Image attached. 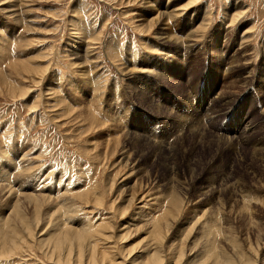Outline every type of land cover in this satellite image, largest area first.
Wrapping results in <instances>:
<instances>
[{"label": "rangeland", "instance_id": "obj_1", "mask_svg": "<svg viewBox=\"0 0 264 264\" xmlns=\"http://www.w3.org/2000/svg\"><path fill=\"white\" fill-rule=\"evenodd\" d=\"M152 254L264 264V0H0V264Z\"/></svg>", "mask_w": 264, "mask_h": 264}, {"label": "bare ground", "instance_id": "obj_2", "mask_svg": "<svg viewBox=\"0 0 264 264\" xmlns=\"http://www.w3.org/2000/svg\"><path fill=\"white\" fill-rule=\"evenodd\" d=\"M200 27H201V26H200ZM75 55H76V54H75ZM238 62H239V61H238ZM238 62H237V63H238ZM232 68H233V67H232ZM42 70H43V69H42ZM228 71L232 73L231 70L228 69ZM236 79H237V78H236ZM248 81H249V79H246V83H248ZM236 82H237V80H236ZM233 84H234V83H233ZM221 91H222V90H221ZM223 95H224V94H223ZM220 97H221V96H220ZM152 138H154V137H152ZM126 161H127V160H126ZM21 173H22V171H21ZM21 173H20V174H21ZM9 174H10V173H9ZM17 175H18V174H17ZM13 179H14V178H13ZM20 182H21V181H20ZM131 189H132V188H131ZM64 190H65V189H64ZM4 191H5V190H4ZM134 192H135V191H134ZM39 193H40V192H39ZM62 195H63V194H62ZM133 195H134V194H133ZM39 196H40V194H39ZM56 196H57V195H56ZM58 197H61V196H58ZM58 197L55 198L56 201L58 200ZM24 198H25V197H24ZM37 198H38V196H37ZM48 199H49V198H48ZM29 200H30V199H29ZM59 200H60V199H59ZM61 200H62V199H61ZM35 201H36V200H35ZM53 201H54V200H53ZM30 202H31V201H30ZM41 202H42V201H41ZM61 202H62V201H61ZM48 203H49V202H48ZM30 205H31V204H30ZM58 205H59V204H58ZM36 206H38V204H37ZM55 206H56V205H55ZM36 209H37V208H36ZM33 218H34V217H33ZM34 221H35V220H34ZM78 231H79V230H78ZM76 232H77V231H76ZM78 233L80 234L81 232H78ZM71 234H72V233H71ZM75 235L78 236V237L76 238V239L78 240L79 235H78V234H75ZM59 238H60V237H59ZM62 238H64V237H62ZM54 239H55V238H54ZM57 239H58V237L56 238V240H57ZM53 241H54V240H52V244H53ZM57 241H58V242H57V245H58V244L60 245L61 242H63V240H61V239H59V240H57ZM60 241H61V242H60ZM79 241H80V240H79ZM54 242H56V241H54ZM62 244H64V243H62ZM78 244H79V243H78ZM57 245H55V246H57ZM59 245H58V247H59ZM60 246H62V245H60ZM63 246H64V245H63ZM73 251H74V250H73ZM156 252H157V251H156ZM155 254H156V253H155ZM155 254H152V256L155 255ZM180 256H181V255H180ZM160 257H161L160 254H158V255H156V256H153L151 260H152V261H155L156 264H160V263H161V262L159 263V259H160ZM60 259H61V258H60ZM225 260H226V264L231 263L230 260H229V258H228V259L226 258ZM151 264H152V263H151Z\"/></svg>", "mask_w": 264, "mask_h": 264}]
</instances>
